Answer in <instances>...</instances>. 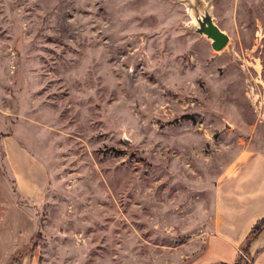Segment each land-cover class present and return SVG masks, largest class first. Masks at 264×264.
Listing matches in <instances>:
<instances>
[{
  "label": "rangeland",
  "instance_id": "rangeland-1",
  "mask_svg": "<svg viewBox=\"0 0 264 264\" xmlns=\"http://www.w3.org/2000/svg\"><path fill=\"white\" fill-rule=\"evenodd\" d=\"M183 1L0 0V136L42 166L25 197L0 148V264L204 253L220 175L264 149V0H201L221 50Z\"/></svg>",
  "mask_w": 264,
  "mask_h": 264
},
{
  "label": "crops",
  "instance_id": "crops-1",
  "mask_svg": "<svg viewBox=\"0 0 264 264\" xmlns=\"http://www.w3.org/2000/svg\"><path fill=\"white\" fill-rule=\"evenodd\" d=\"M0 148L17 190L33 196L42 185V166L13 134L0 136ZM214 204V232L204 253L189 264H231L237 259L249 231L264 217V149H250L234 159L230 172L220 175ZM248 252L251 264H264V229Z\"/></svg>",
  "mask_w": 264,
  "mask_h": 264
},
{
  "label": "water",
  "instance_id": "water-1",
  "mask_svg": "<svg viewBox=\"0 0 264 264\" xmlns=\"http://www.w3.org/2000/svg\"><path fill=\"white\" fill-rule=\"evenodd\" d=\"M188 9H192L197 25L190 28L193 32L205 35L214 50L223 49L229 41L228 35L222 31L212 19L210 10L201 0H184Z\"/></svg>",
  "mask_w": 264,
  "mask_h": 264
},
{
  "label": "trees",
  "instance_id": "trees-1",
  "mask_svg": "<svg viewBox=\"0 0 264 264\" xmlns=\"http://www.w3.org/2000/svg\"><path fill=\"white\" fill-rule=\"evenodd\" d=\"M264 229V217L261 218L260 220H258L253 227L251 228V230L249 231L246 240L244 242V244L241 246V250L249 256V246L252 240H254L256 238V236ZM241 259V255H238L237 259L231 263V264H240V260ZM9 264H18V261H11ZM217 264H227L224 262H219Z\"/></svg>",
  "mask_w": 264,
  "mask_h": 264
},
{
  "label": "bare ground",
  "instance_id": "bare-ground-1",
  "mask_svg": "<svg viewBox=\"0 0 264 264\" xmlns=\"http://www.w3.org/2000/svg\"><path fill=\"white\" fill-rule=\"evenodd\" d=\"M190 1H192L193 2V0H190ZM190 10L192 11V9L190 8ZM252 93V92H251ZM256 99H254L253 101H255Z\"/></svg>",
  "mask_w": 264,
  "mask_h": 264
}]
</instances>
